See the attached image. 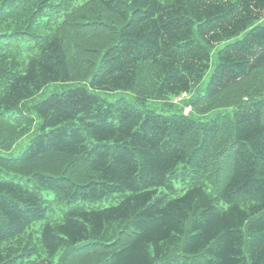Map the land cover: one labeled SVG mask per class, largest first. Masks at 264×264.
Instances as JSON below:
<instances>
[{"label": "trees", "instance_id": "16d2710c", "mask_svg": "<svg viewBox=\"0 0 264 264\" xmlns=\"http://www.w3.org/2000/svg\"><path fill=\"white\" fill-rule=\"evenodd\" d=\"M0 264H264V0H0Z\"/></svg>", "mask_w": 264, "mask_h": 264}, {"label": "rangeland", "instance_id": "374dc122", "mask_svg": "<svg viewBox=\"0 0 264 264\" xmlns=\"http://www.w3.org/2000/svg\"><path fill=\"white\" fill-rule=\"evenodd\" d=\"M209 75H210V74H208V75L206 76L205 83H207L208 78H209ZM53 87H54V86H51V87L49 88L50 91H52V90L54 89ZM182 98H187V96L184 95V96L181 97V98H177L175 101H177V102H178V101H181ZM111 99H113V98H111ZM153 107H155V106H153ZM159 108H161V107H159ZM189 112H191V107H188V108L186 109V113H189ZM21 147H22V146L18 147V148L14 151L15 157L19 156V155L22 153V151L24 150L23 148L21 149ZM44 193H45L46 196H47V195H52V196H50L51 200L54 198L53 194H51V193H49V192H44ZM101 205L108 206L109 203L100 204V206H101ZM56 210L59 211V208H56ZM58 215H59V214H58Z\"/></svg>", "mask_w": 264, "mask_h": 264}]
</instances>
